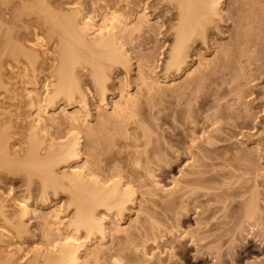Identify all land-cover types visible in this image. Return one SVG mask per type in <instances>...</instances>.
<instances>
[{"label":"rangeland","instance_id":"374dc122","mask_svg":"<svg viewBox=\"0 0 264 264\" xmlns=\"http://www.w3.org/2000/svg\"><path fill=\"white\" fill-rule=\"evenodd\" d=\"M141 1L150 20L147 30L133 41L120 39L129 62L125 70L112 71L103 101L88 74H83L88 117L84 128L75 130L83 162L95 153L94 140L101 139L100 132L93 136L85 129L97 128L99 111L109 113L125 92L136 101L135 123L125 120L108 137L103 136L106 142L120 139L126 151L131 143L127 135L137 138L142 133L135 141L141 154L136 174L129 178L116 177L114 172L109 175L128 187L136 199L133 209L117 220L126 233L118 236L114 253L123 264H264V0H223L224 17L207 29L205 46L193 42L187 72L180 79L163 70L171 40L167 21L174 10L161 0ZM112 5L109 0H84V15L94 17L97 25ZM216 63L220 64L217 68ZM164 77L167 84L161 83ZM150 82L160 83L152 89ZM42 86L40 81L36 91L42 92ZM41 106L49 118L82 110L61 101ZM214 128L218 131L211 132ZM41 129L54 139L72 132L70 126L57 121L41 123ZM193 139L198 152L192 156L187 143ZM116 158L122 160L125 154ZM148 173L152 175L149 179L145 177ZM153 181L158 185H152ZM160 188L163 193L158 192ZM0 190L8 195L10 219L19 202L28 208L19 237L8 235L0 218L1 256L6 246L15 244L24 254L33 247L44 251L67 235L63 222L72 209L66 207V195L54 196L51 191L42 195L39 180L28 181L21 173H1ZM56 210L60 211L59 225L49 217ZM112 217L108 216L105 246L114 243ZM152 230L163 235L157 248L142 243L143 234ZM174 238L179 249L168 243ZM90 245L83 247L81 258L99 243L92 239ZM105 264H112L109 257Z\"/></svg>","mask_w":264,"mask_h":264},{"label":"bare ground","instance_id":"6f19581e","mask_svg":"<svg viewBox=\"0 0 264 264\" xmlns=\"http://www.w3.org/2000/svg\"><path fill=\"white\" fill-rule=\"evenodd\" d=\"M109 2L113 3L112 7L103 11L101 22L96 25L94 17L84 15V0H0V174L21 173L28 181L37 178L42 195L47 191L54 196L62 193L67 197L66 207L72 209L71 216L63 222L67 235L60 242L44 251L33 247L26 254L19 244L6 246L4 257L0 255V264H105L106 257L112 264H123L114 250L118 236L124 235L126 230L120 228L117 220L134 206L136 199L133 200L128 187L122 186L119 180L113 181L109 175L114 172L116 177L129 178L136 174L141 154L135 141L142 133L138 132L137 138L127 135L131 143L126 151L120 139L106 142L103 136L108 137L109 132L119 129L125 120L135 123L133 108L136 101L125 92L113 103L109 113L103 109L99 111L97 128L85 129L89 135L100 132L101 139L94 140L95 153L83 162L80 137L75 132L84 128L88 117L87 90L81 81L83 74H88L100 101H103L112 71L125 70L129 62L120 39L133 41L147 30L150 21L148 14L143 13L145 7L141 6V0ZM160 2L167 3L174 10L167 21L171 40L163 70L180 79L187 72L193 42L200 41L205 46L207 29L224 17L223 0ZM215 66L217 68L220 64ZM40 81L42 92H37ZM159 83L150 82L148 85L153 89ZM161 83L167 84L168 81L164 77ZM144 88L148 89L147 85ZM60 101L65 106L77 105L82 110L49 118L41 104L53 106ZM34 112L36 118H33ZM54 121L67 124L72 132L60 139L44 133L41 123ZM217 131V128L211 130ZM119 138L123 139V135ZM194 141H187V151L192 156L198 152ZM121 153L125 158L119 160L116 157ZM106 157L113 159L114 163H109ZM101 174L105 176L103 180L98 178ZM145 177L149 179L152 175L148 173ZM151 184L158 185L155 181ZM158 192L163 193V188ZM8 201V195L0 190V218L8 235L19 237L23 233L28 208L25 202H19L14 218L10 219L6 214ZM59 213L56 210L49 215L57 220L55 225L60 224ZM109 215L116 220H112L110 228L114 243L105 246ZM134 227L138 228V224ZM53 229L60 231L58 227L53 226ZM162 237L152 230L143 234L142 243L157 248ZM92 239L99 246L89 249L81 258L83 247L86 249ZM168 243L177 244V240L174 238Z\"/></svg>","mask_w":264,"mask_h":264}]
</instances>
